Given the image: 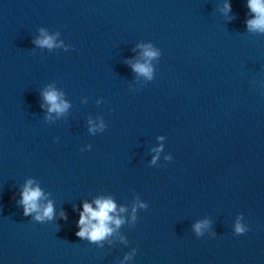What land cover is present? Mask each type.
<instances>
[{"label": "clouds", "instance_id": "1", "mask_svg": "<svg viewBox=\"0 0 264 264\" xmlns=\"http://www.w3.org/2000/svg\"><path fill=\"white\" fill-rule=\"evenodd\" d=\"M248 13L251 14V18H247L245 21L247 32L250 34L264 35V0H247ZM224 12L229 13L232 11L230 0H226L224 3ZM234 19V17L229 16V20ZM43 38L36 39L33 41L36 45L41 48H47L49 50L54 47H59L55 41L54 36H59L60 33L56 32L54 35H48L43 28L40 29ZM63 43V42H61ZM71 45H66L64 51H68ZM138 47L143 48V56L146 58L145 63H136L132 65L133 70L145 76L149 81L154 79L153 67L151 61L153 59L159 61L161 56V51L157 47H154L150 42L147 45H138ZM65 93L63 91L58 92L55 88L50 86V90L43 91L41 96L43 100L49 105L47 113H56L57 115H63L67 112L70 107V103L61 99ZM86 99L83 102H86ZM103 101L97 100L96 103L99 105ZM40 107L43 109L44 104L42 103ZM100 121L99 124L94 123V121L89 117L87 120L88 132L91 135H95L98 132L105 131L107 125L101 116H97ZM51 120L49 115H45V121ZM158 139H164V137H158ZM91 145H87L86 149H91ZM84 149H82L83 151ZM157 153L153 156L151 165L156 163L158 159L159 152L161 148L153 149ZM165 160L171 161L172 156H166ZM150 165V166H151ZM51 193L45 192L40 186V182L33 178H27L24 184L19 190V199L16 201L17 205L22 207L23 215L25 217H31L35 222L46 223L53 221L56 218V211L54 203L48 197ZM95 207L92 203L83 202L82 211L79 212V219L77 222V227L79 231L75 233L77 237L81 240H86L91 244H95L100 248L105 246V241L111 237L116 230H118L122 225L127 223V221L119 215V213L126 212L127 206L121 205L119 208L114 202L113 198H97L94 200ZM137 207L139 209L146 210L148 204L145 201H141L139 195L136 197V203L132 206V226L137 222ZM239 218H243V214H240ZM60 219L67 221L68 216L64 211L60 212ZM113 225L115 227H113ZM208 226V222L196 223L194 225V231L197 238L203 236L202 229ZM249 231L246 225L237 222L234 228L235 235H243ZM216 234L213 232L212 236ZM121 242L127 243L126 237H121ZM137 249L134 248L131 254H125L124 260L130 259L135 255ZM123 264V261L120 262Z\"/></svg>", "mask_w": 264, "mask_h": 264}]
</instances>
